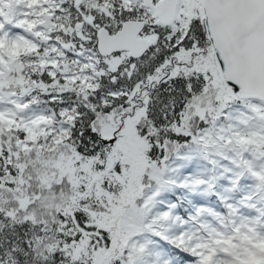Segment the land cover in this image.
<instances>
[{
	"label": "snow or ice",
	"instance_id": "snow-or-ice-1",
	"mask_svg": "<svg viewBox=\"0 0 264 264\" xmlns=\"http://www.w3.org/2000/svg\"><path fill=\"white\" fill-rule=\"evenodd\" d=\"M0 264H264V0H0Z\"/></svg>",
	"mask_w": 264,
	"mask_h": 264
}]
</instances>
